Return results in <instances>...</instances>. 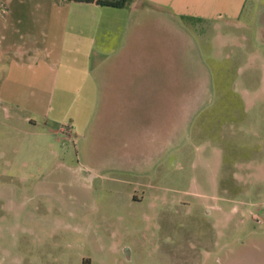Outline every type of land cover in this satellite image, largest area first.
Listing matches in <instances>:
<instances>
[{
    "label": "rangeland",
    "instance_id": "obj_1",
    "mask_svg": "<svg viewBox=\"0 0 264 264\" xmlns=\"http://www.w3.org/2000/svg\"><path fill=\"white\" fill-rule=\"evenodd\" d=\"M180 26L190 32L176 41L180 60L203 64L211 82L200 74L180 100L183 140L153 165L136 115L127 139L99 140L94 158L81 135L91 115L80 111L94 109L84 92L64 110L55 92L58 136L31 134L43 132L37 115L36 128L16 121L19 133L0 113V156L19 155L9 158L18 178L0 179L15 182L0 186V264H264V0ZM193 66L182 95L193 94ZM171 110L167 101L144 117L165 130Z\"/></svg>",
    "mask_w": 264,
    "mask_h": 264
},
{
    "label": "crops",
    "instance_id": "obj_2",
    "mask_svg": "<svg viewBox=\"0 0 264 264\" xmlns=\"http://www.w3.org/2000/svg\"><path fill=\"white\" fill-rule=\"evenodd\" d=\"M246 1L134 0L129 7L113 8L74 0H0V113L5 114L4 120H13L12 128L19 133L22 129L16 121L36 128L38 122L31 115H37L45 119L43 132L31 134L58 136L64 131L54 128L57 118L51 121L48 116L55 92L62 99L60 110L69 107L64 98L84 92L85 101L92 99L94 109H81L84 115H91L85 118L81 135L85 140L92 137L94 158L99 140L110 145L111 139L114 143L127 139L128 120L133 125L136 115L138 127L144 126L142 130L151 136V153L142 160L150 159L148 165H153L166 155L167 147L183 140L180 100L195 95L200 74L211 82L203 64L194 67L193 61L180 60L176 41H181L182 34L190 35L180 22L234 18ZM165 41L170 53L164 49ZM191 66L195 79L188 83L187 91L193 87L194 91L182 95L180 82L183 75L189 76ZM167 101L173 121L162 130L144 115L150 108L159 114ZM115 128L118 133H113ZM16 157L19 155L1 154L4 168L0 179L18 178L9 159ZM87 169L91 174L97 168ZM13 183L0 182V186Z\"/></svg>",
    "mask_w": 264,
    "mask_h": 264
},
{
    "label": "trees",
    "instance_id": "obj_3",
    "mask_svg": "<svg viewBox=\"0 0 264 264\" xmlns=\"http://www.w3.org/2000/svg\"><path fill=\"white\" fill-rule=\"evenodd\" d=\"M74 1L94 3L97 5L113 7V8H126L129 7L134 2V0H74Z\"/></svg>",
    "mask_w": 264,
    "mask_h": 264
}]
</instances>
